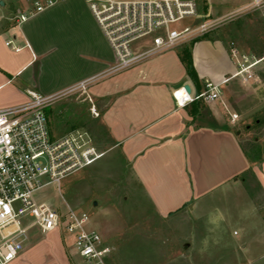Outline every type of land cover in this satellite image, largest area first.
Wrapping results in <instances>:
<instances>
[{"label": "crops", "instance_id": "obj_1", "mask_svg": "<svg viewBox=\"0 0 264 264\" xmlns=\"http://www.w3.org/2000/svg\"><path fill=\"white\" fill-rule=\"evenodd\" d=\"M18 5L0 0V107L29 102L30 91L56 96L55 103L79 89L109 138L99 147V159L120 153L150 211L162 219L202 216L206 210L225 214L245 200L257 225L245 228L243 246H264L261 234L249 236L251 230L264 232V54L255 77L244 80L231 53L233 28L214 30L221 19L264 10V0H197V16L182 28L213 22L208 32L123 69H115L116 54L89 0H60L21 26L12 19ZM8 40L21 49L15 51ZM206 81L219 86V99L199 97ZM82 82L85 89L78 88ZM186 86L194 99L180 106L174 91ZM99 190H105L100 198L110 211L130 198L104 185ZM117 218L96 226L112 249L108 264L141 263L139 242L121 243L118 233H135L142 223L129 221L124 211ZM45 235V241L26 246L27 237L10 264H74L72 238L59 230ZM156 263L195 264L185 252Z\"/></svg>", "mask_w": 264, "mask_h": 264}, {"label": "built area", "instance_id": "obj_2", "mask_svg": "<svg viewBox=\"0 0 264 264\" xmlns=\"http://www.w3.org/2000/svg\"><path fill=\"white\" fill-rule=\"evenodd\" d=\"M18 10L12 19L24 21L57 4L60 0H16ZM89 7L113 48L118 63L115 69L129 67L146 58L189 42L208 32L215 24L174 27L188 17L197 16V0H89ZM15 51L21 47L7 41ZM238 74L244 80L255 77L259 59L231 43ZM86 82L78 85L85 89ZM29 102L0 107V264H10L24 247L33 228L47 233L59 230L72 238L78 253L74 264H108L111 247L101 233L90 226V215L73 207L65 198L63 205L39 200L36 193L51 183L59 188L62 180L99 159L101 152L87 128L54 136L46 109L56 96L30 91ZM219 86L206 81L199 97L219 99ZM180 106L193 101L190 91H174ZM92 113L97 116L95 107ZM233 118L237 114H232Z\"/></svg>", "mask_w": 264, "mask_h": 264}, {"label": "rangeland", "instance_id": "obj_3", "mask_svg": "<svg viewBox=\"0 0 264 264\" xmlns=\"http://www.w3.org/2000/svg\"><path fill=\"white\" fill-rule=\"evenodd\" d=\"M192 21V18L188 17L174 27L182 28ZM230 27L233 28L234 42L243 51L257 58L264 54V10L233 16L231 20L221 19L214 30L228 32ZM84 98L82 92L77 89L47 107L51 133L61 136L75 128H87L97 146L104 148L109 144L107 132ZM106 180L108 182H104ZM102 185L107 189H114V195L120 193L121 197L130 195V198L123 200L122 205L115 206L119 209L110 211V203L100 198L106 190H99ZM36 197L53 205H63L65 198L69 203L78 205L79 210L87 212L90 215L89 225L95 228L99 225V220L107 217L119 219L117 214L120 211L126 212L129 221L143 225L140 226L142 230L135 233H118L121 243L122 240H137L142 246L137 250L141 251L143 257L138 259L141 263L136 264H157L156 262L178 252L189 254L195 264H264V246H243L245 228L257 225L255 218L250 216L245 200L236 203L225 214L218 210H206L202 216L191 214L180 218L162 219L150 211L148 202L130 177L125 160L117 150L69 174L62 180L60 188L56 183L47 185L36 193ZM143 212L150 216L142 217ZM130 234L135 235V238L130 237ZM258 234L264 238V232L259 233L256 230H251L249 236L254 240ZM27 237L29 238L26 246L46 240L45 233L38 228L30 230ZM64 241L66 243V237ZM248 241L249 239H246L245 243H254ZM51 244L52 242L49 245ZM70 245L71 243L67 242V248ZM71 253L74 257H79L75 248H72Z\"/></svg>", "mask_w": 264, "mask_h": 264}, {"label": "trees", "instance_id": "obj_4", "mask_svg": "<svg viewBox=\"0 0 264 264\" xmlns=\"http://www.w3.org/2000/svg\"><path fill=\"white\" fill-rule=\"evenodd\" d=\"M192 70H193V68L190 66L189 67V72L192 73Z\"/></svg>", "mask_w": 264, "mask_h": 264}, {"label": "water", "instance_id": "obj_5", "mask_svg": "<svg viewBox=\"0 0 264 264\" xmlns=\"http://www.w3.org/2000/svg\"><path fill=\"white\" fill-rule=\"evenodd\" d=\"M186 88H187V90H188V91H190V88H189V86H186Z\"/></svg>", "mask_w": 264, "mask_h": 264}]
</instances>
